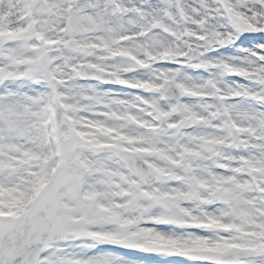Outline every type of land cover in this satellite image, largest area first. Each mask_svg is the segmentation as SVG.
<instances>
[{
    "label": "snow or ice",
    "instance_id": "obj_1",
    "mask_svg": "<svg viewBox=\"0 0 264 264\" xmlns=\"http://www.w3.org/2000/svg\"><path fill=\"white\" fill-rule=\"evenodd\" d=\"M0 264H264V0H0Z\"/></svg>",
    "mask_w": 264,
    "mask_h": 264
}]
</instances>
